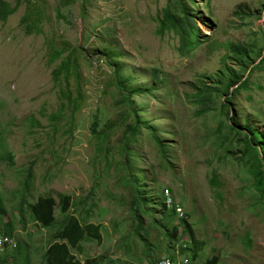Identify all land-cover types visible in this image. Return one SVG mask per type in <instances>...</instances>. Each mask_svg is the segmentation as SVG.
<instances>
[{
	"label": "rangeland",
	"instance_id": "rangeland-1",
	"mask_svg": "<svg viewBox=\"0 0 264 264\" xmlns=\"http://www.w3.org/2000/svg\"><path fill=\"white\" fill-rule=\"evenodd\" d=\"M118 78L140 90L128 160L133 117ZM0 126L14 158L0 164V232L17 242L0 263L42 264L56 232L19 215L34 164L30 202L68 195L80 222L99 228V243L73 251L81 262L148 264L151 247L131 228L141 177L158 198L169 191L193 235L166 252L144 216L152 256L183 247L201 250L184 254L192 264H264V0H0Z\"/></svg>",
	"mask_w": 264,
	"mask_h": 264
},
{
	"label": "trees",
	"instance_id": "trees-1",
	"mask_svg": "<svg viewBox=\"0 0 264 264\" xmlns=\"http://www.w3.org/2000/svg\"><path fill=\"white\" fill-rule=\"evenodd\" d=\"M66 68H69L68 64L63 65V68H59L56 72L61 74L62 71ZM117 88L119 92L127 96L129 115L133 117V124L126 126V130L123 137V152L126 153V160H128V148L129 143L132 142L135 136L139 133V128L141 126V120L138 117V111L134 108L133 98L139 94L140 90L138 89H129L122 80L117 79ZM127 92V94H126ZM71 99H68V104L70 105ZM53 119H57L58 115H53ZM30 126L35 127L39 122L31 117L28 119ZM6 131L0 126V164L2 162L7 163V165H13L14 158L11 153L7 150L5 143ZM259 133L255 130V137L252 141L256 144ZM109 135H106L104 141L109 140ZM158 146L161 149V153L164 158L167 156L163 153V146L158 141V138L155 137ZM260 149H255V154L258 157L264 152V143L257 144ZM259 166L262 168L264 173V163L262 160L258 161ZM34 164L30 165L27 168L23 180L20 184L21 188V200L19 204V215L27 220L29 218L32 222L36 223L43 229H50L56 231L52 237V242L46 247L44 252L41 255L42 264H98L97 261L88 259L85 262H81L76 259L73 251H78L82 253L83 246L86 243H92L101 241V236L99 233V228L95 224H83L80 220L72 213L71 211V198L68 195L59 194L58 195V204L56 203L55 198L51 196L40 197L35 202H30L29 198L32 197V192L34 188ZM147 183L141 177L136 180V185L133 187L134 198L130 204V212L132 214V231L133 236L138 238L144 247L150 246L151 248L147 251H144L146 257V262L151 264L158 260L156 256H152L160 251L158 247L150 245V233L149 230L145 227L144 216H150L152 222L150 227L158 228L163 233V239L166 241L165 251L169 252L171 249H174L173 244L183 241L187 236L193 239L191 227L188 224L187 218L188 215L180 218L176 212V206L172 209H169L165 203L164 193L162 192V198H158L160 195L159 192L149 187H142V183ZM147 189V193H145ZM149 192V193H148ZM56 207L59 208L60 219H57L55 216ZM160 210L159 219H155L154 215ZM4 210L0 206V214H3ZM149 227V228H150ZM146 231L145 236L143 232ZM128 236H125L123 241L128 244L130 241L132 245V240H130L129 233ZM6 235L12 236L13 231L10 229L6 232ZM134 238V239H135ZM249 238V237H248ZM136 240V239H135ZM11 251V250H10ZM180 254H185L190 252L192 254V260L196 261L201 259V250L195 248H183L179 250ZM169 255L167 257H173ZM162 258V257H161ZM9 260L16 262V256L5 255L1 259L0 264H9ZM217 259L213 261H206L205 264H216ZM23 264H30V258H26L23 261ZM106 264H120V261L108 260Z\"/></svg>",
	"mask_w": 264,
	"mask_h": 264
},
{
	"label": "built area",
	"instance_id": "built-area-1",
	"mask_svg": "<svg viewBox=\"0 0 264 264\" xmlns=\"http://www.w3.org/2000/svg\"><path fill=\"white\" fill-rule=\"evenodd\" d=\"M165 203L170 209L174 207L173 199L169 197V191H166ZM176 212L180 218L184 216L181 208L176 207ZM17 247V242L13 236H8L0 232V254L12 250ZM151 264H192L191 259L184 255H177L176 257H162Z\"/></svg>",
	"mask_w": 264,
	"mask_h": 264
}]
</instances>
